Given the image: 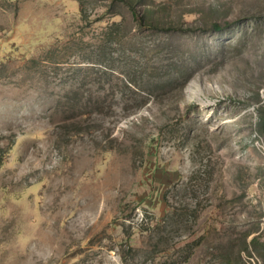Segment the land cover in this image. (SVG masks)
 Listing matches in <instances>:
<instances>
[{
    "label": "rangeland",
    "instance_id": "1",
    "mask_svg": "<svg viewBox=\"0 0 264 264\" xmlns=\"http://www.w3.org/2000/svg\"><path fill=\"white\" fill-rule=\"evenodd\" d=\"M129 2L0 0V264H264V0Z\"/></svg>",
    "mask_w": 264,
    "mask_h": 264
},
{
    "label": "trees",
    "instance_id": "2",
    "mask_svg": "<svg viewBox=\"0 0 264 264\" xmlns=\"http://www.w3.org/2000/svg\"><path fill=\"white\" fill-rule=\"evenodd\" d=\"M126 3H128L131 6L132 15L137 20V22L141 25L145 24H151L158 27L156 23L153 22L152 16L156 12L157 9H155V6L153 4H149L145 6V9L143 11H138L137 7L132 4V2H129V0H122ZM214 28L220 29L221 26L219 24H214Z\"/></svg>",
    "mask_w": 264,
    "mask_h": 264
}]
</instances>
